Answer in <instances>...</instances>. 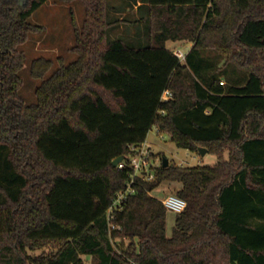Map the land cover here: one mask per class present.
<instances>
[{"label":"trees","instance_id":"obj_1","mask_svg":"<svg viewBox=\"0 0 264 264\" xmlns=\"http://www.w3.org/2000/svg\"><path fill=\"white\" fill-rule=\"evenodd\" d=\"M47 1L0 0V264H264V0H141L138 47L109 40V0H81L80 28L70 11L76 59L57 58L49 75L55 60L34 59L41 82L28 104L19 46L44 30L31 17ZM168 40L193 43L184 61ZM153 125L218 161L161 162L111 229L107 211L129 180L113 161ZM163 183L187 203L170 236L152 194Z\"/></svg>","mask_w":264,"mask_h":264},{"label":"rangeland","instance_id":"obj_2","mask_svg":"<svg viewBox=\"0 0 264 264\" xmlns=\"http://www.w3.org/2000/svg\"><path fill=\"white\" fill-rule=\"evenodd\" d=\"M128 0H109L108 1V14L109 21L113 23L108 31V38L110 41L113 39L122 38L126 41L128 45L141 46L146 44L147 39V26L144 23L136 24L135 19L138 18L137 15L131 13L127 10L124 15V19L120 20L118 23L115 21L118 19L119 13L117 7L125 6ZM75 14L76 22L80 28L85 20V6L81 0L67 2L64 0H48L43 4L37 11H35L31 17L32 23L44 26V30L32 33L27 42L19 46V49L25 54V66L21 70L20 75L23 79V85L20 90L21 96L24 98L26 103L31 104L36 101L35 89L40 84L41 80L33 78L30 75V64L38 57H47L55 60L53 68L47 74L49 75L55 68L58 67L59 62L57 58L63 57L65 63H70L76 59V55L72 53L69 49L75 43V33L73 32V26L71 25V14L70 11ZM168 46L171 49H182L188 52L191 49V42H180L177 44L168 42ZM211 55H216L213 51ZM224 59V58H223ZM222 59V60H223ZM223 62V61H222ZM220 62L219 65H222ZM249 71L246 69H241L238 75L241 79L248 76ZM230 79H238L236 74L231 73L229 75ZM148 139L150 145H152L154 152L159 157V162L163 161L166 157L169 160V164L174 163L178 166H196L204 164H215L218 161V156L213 153H208L201 156L199 151H191L189 149H183L176 146L172 141L171 136L165 132H159L157 126L153 125L150 132L148 133ZM224 156L227 159L229 157V152L227 149L223 150ZM170 192L174 193L171 188L167 187V183L159 188H156L152 194L158 199L164 198L166 194ZM175 213L168 211L166 224H167V234L170 236L172 233V228L174 226ZM117 241H120L118 239ZM128 244V240H124ZM43 250L50 252L52 248L46 247L40 250H30L29 254L33 256L39 255ZM84 261L91 263L90 257L83 256Z\"/></svg>","mask_w":264,"mask_h":264},{"label":"built area","instance_id":"obj_3","mask_svg":"<svg viewBox=\"0 0 264 264\" xmlns=\"http://www.w3.org/2000/svg\"><path fill=\"white\" fill-rule=\"evenodd\" d=\"M174 54L180 61H184L187 52L178 48L174 50ZM170 95V91L167 90L163 95V99L167 100ZM130 151V155L116 165L120 170L128 169L129 180L126 183V187L117 192L116 197L107 211L108 224L111 229L121 228V225H115L113 220L117 212L124 208L123 205L127 198L136 193L137 189L135 184L137 181L139 179H144L146 181L154 180L157 174L156 169L161 165L158 155L154 152L152 145H150L147 140L139 145L134 144L130 146ZM160 200L168 211L174 213H181L187 208L186 201L172 192L166 194L164 198Z\"/></svg>","mask_w":264,"mask_h":264},{"label":"crops","instance_id":"obj_4","mask_svg":"<svg viewBox=\"0 0 264 264\" xmlns=\"http://www.w3.org/2000/svg\"><path fill=\"white\" fill-rule=\"evenodd\" d=\"M142 4H143V2L141 0H128V2H126L125 6L123 5V6L117 7V10H118L117 13H119L118 15H121V16H118V19L123 20L124 15H127L126 14L127 10L131 11V13H133L134 15H137L138 16L137 19H141L143 16L147 17V15H145L144 10L141 9ZM141 23H143V22H140L138 24H141ZM170 41L171 40H168L166 42L167 47H169L168 42H170ZM171 42L174 44L180 43L179 41H171ZM192 45H193V43H192ZM157 130H158V127H157Z\"/></svg>","mask_w":264,"mask_h":264},{"label":"water","instance_id":"obj_5","mask_svg":"<svg viewBox=\"0 0 264 264\" xmlns=\"http://www.w3.org/2000/svg\"><path fill=\"white\" fill-rule=\"evenodd\" d=\"M198 151L201 153V156H203L204 157V155H206L207 154V148L206 147H199L198 148ZM124 158L122 157V156H120V157H117L114 161H113V166L114 167H116V165L119 163V162H121L122 160H123ZM163 166L164 167H167L168 165H169V160H168V158H164L163 159Z\"/></svg>","mask_w":264,"mask_h":264}]
</instances>
